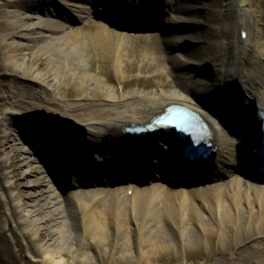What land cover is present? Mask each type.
Here are the masks:
<instances>
[{"label":"bare ground","instance_id":"bare-ground-1","mask_svg":"<svg viewBox=\"0 0 264 264\" xmlns=\"http://www.w3.org/2000/svg\"><path fill=\"white\" fill-rule=\"evenodd\" d=\"M56 1L0 0V121L14 119L50 147L51 165L45 162L51 173L46 175L50 209L37 217L38 226L29 211L22 218L33 238H38L35 230L41 227L49 240H36L38 250H28L30 257L44 264H163L165 255L174 257L179 252L187 264L194 250V254L203 251L208 264H264V175L249 160L246 145L243 161L251 175L233 170V176L217 181L214 177L215 182L205 185L191 182L200 164L182 178L186 166L171 148L175 166L166 162L172 158L169 152L167 160L159 161L168 171H181L179 181L157 172L154 179L146 177L145 166L155 172L159 163L154 151L161 154L167 143L179 148L169 133L154 135L139 149L125 147L130 162L129 156L113 149L103 157L102 149L93 146L102 135L119 138L121 127L130 122L145 124L168 105L179 104L195 108L209 121V139L216 150L212 169L236 165L237 145L252 139L250 134L259 138L253 122L257 125V112L264 111V0H220L206 7L204 38L189 30L194 26L191 9L196 0H159L167 26H162L168 52L164 79L156 88L128 92L122 85L134 69V59L128 57L133 49L127 46L126 36L138 35L135 21L129 28L95 16L90 26H74L58 7L56 13L45 10L47 5L54 8ZM60 1L73 8L78 5L76 0ZM117 3L122 22L128 23L131 17L124 2ZM82 5L90 12L86 3ZM146 14L158 17L151 11ZM169 26L175 32L170 36ZM185 41L190 46H183ZM147 52L152 53L148 46L139 55L142 60ZM93 59L110 63L116 83L91 70ZM170 72L178 83L168 91ZM62 81L78 93L75 98L58 93ZM229 84L233 87L226 95ZM71 122L79 135L55 128L72 126ZM23 146L28 149L26 143ZM110 162L109 169L117 175V167L125 162L130 182L123 184L121 178L100 184L96 174L104 175L103 168ZM139 169L142 178L136 180ZM217 253L221 257L213 260Z\"/></svg>","mask_w":264,"mask_h":264},{"label":"rangeland","instance_id":"rangeland-1","mask_svg":"<svg viewBox=\"0 0 264 264\" xmlns=\"http://www.w3.org/2000/svg\"><path fill=\"white\" fill-rule=\"evenodd\" d=\"M76 1L78 5L75 8L57 0L56 3H52L54 8L51 6L47 8V5L45 10L47 12L51 10L55 11V8L58 7L61 9L64 16H69L70 20L68 23H72L74 26L81 24L90 26V20L98 16L99 10L104 8L102 0ZM83 3L88 5L90 12L84 5L81 7ZM216 3H220V0H196L195 6L191 9L193 22L196 25L199 24L198 27L194 28L195 33L201 34L203 38L207 35V24L205 22L207 16L205 14L206 7H211ZM76 10L80 13H76ZM79 14L82 18L79 17ZM136 26L138 28L137 30L140 31V26L137 23ZM137 34L138 35L135 37L126 36L127 46L133 49V56L128 57L130 60L134 59V69L129 70L130 73H128L129 75L126 82L122 85V89L125 92L136 89L150 90L151 88H156L157 82L163 77L162 70H164L166 61L168 60L166 57L168 52H166L167 48L164 43L165 35L156 29V25L149 27L145 26V28L141 29ZM147 46L152 49V53L150 54V52H147L148 57H146V60H142V57L139 55L142 49ZM148 58L150 60L153 59L154 62H150ZM124 62H126V60H124ZM1 63L2 60L0 59V64ZM41 64L44 65V63L41 62H39L38 65ZM90 65L94 73L100 74L101 72L110 82L116 83L114 80V72H112L110 68V63L106 61L100 63V61L97 62L93 59ZM170 76H172V73ZM174 78L175 77L172 76L169 80L167 79L168 81L166 80L168 83L167 86H165L166 90L170 91L177 86L176 84L178 81H176V79L174 80ZM180 79V83H182L184 80H182V78ZM58 88V93L60 95H68L71 99H73V97L75 98V95L78 94L76 91H73L74 88L71 87V85L63 83V81ZM17 123L18 122H15L14 119H4L0 121V264H44L30 257L28 250L36 252V250H38L36 240L47 242V240H49L48 233L44 228L39 227L35 230L37 234L36 237L38 238H33L31 233L26 232V224L22 218L25 213L29 211L28 213L33 216L32 223L38 226L35 221L37 217H42V215L46 214V211L50 209L48 207L49 192H47L49 182L46 176L50 173V170L45 163L50 154L48 153L50 147L48 148L47 145L46 147L40 137L37 138L38 134L31 135V130L28 132L24 131ZM24 143L28 145V149L24 150ZM47 163L51 165L49 160ZM41 165L44 166L41 167ZM51 169H53V167H51ZM233 170L232 168H228L227 171L215 175V177H217L216 181L221 178L233 176ZM49 175L51 177V173ZM195 181L198 182V185H205L211 182L206 180L205 177L202 179H195ZM192 252L189 254L187 264H208L204 259L205 254H203V251L198 254H194V250ZM214 256L215 257L212 256L213 260L221 257L218 253ZM184 257V254H179V252L178 254L176 253L174 257H172L171 253H168V255L164 256L161 263L185 264Z\"/></svg>","mask_w":264,"mask_h":264},{"label":"water","instance_id":"water-1","mask_svg":"<svg viewBox=\"0 0 264 264\" xmlns=\"http://www.w3.org/2000/svg\"><path fill=\"white\" fill-rule=\"evenodd\" d=\"M150 2V1H152V0H146V2ZM154 1V3L157 5V3H158V1L159 0H153ZM136 3H137V1H135V0H132V3H128L127 4V6L128 7H131V8H133V7H135V9H137V6H136ZM145 3V2H144ZM144 3L142 4V7L144 8L146 5H144ZM160 3V2H159ZM158 3V4H159ZM167 3V2H166ZM168 4V3H167ZM154 6V5H153ZM142 7H141V9H142ZM153 9H159L158 8V5L156 6V7H154ZM136 11H138V10H136ZM159 21H160V23H162L163 22V18H162V15H160L159 16ZM231 85H229V87H230ZM226 89V88H225ZM69 124V123H68ZM71 124H72V122H71ZM149 124V123H148ZM67 127H65L64 125L63 126H60V125H57V126H55V128L56 129H59L60 131H62V132H69L72 136L73 135H78L77 134V131L75 130V127L73 126V124H72V126L69 124V126L68 125H66ZM233 128H234V126H232ZM231 127V128H232ZM161 130H162V132H161ZM161 130H159V128H153L152 126H151V124H150V126H146L145 127V129H142V128H140V129H133V128H122L121 127V129L119 130V131H121L120 132V135H124L125 136V138H126V140L128 139L129 140V143H133V144H135V143H137V141H140V139H138V137H141V138H143L144 136H145V134L146 133H151V132H159V134H165L166 135V133H169L170 135L171 134H173L174 133V130H172L171 128L170 129H168V128H161ZM36 131V130H35ZM131 131H133L135 134H131V135H129L128 133H130ZM139 131H143V132H141V134L139 133ZM142 133H145V134H142ZM147 134V135H148ZM135 135V136H134ZM151 135H149V136H147V137H150ZM44 143H46V141H43ZM49 145V144H48ZM93 146H95L94 148L95 149H102V150H100V152H102V154H104L105 152H104V142L103 141H100L99 142V144L98 145H93ZM171 148V149H170ZM169 149L170 150H175L174 148H175V146L173 145L172 147H170ZM170 150L168 151L170 154L172 153V155L174 154V152H170ZM172 150V151H173ZM125 155L126 156H129L128 157V159L129 158H131L130 157V155H128V154H126L125 153ZM162 161V160H161ZM163 162H164V160H163ZM166 165V164H165ZM170 165H172L171 163H170ZM174 166V165H173ZM164 167H166V166H164Z\"/></svg>","mask_w":264,"mask_h":264},{"label":"snow or ice","instance_id":"snow-or-ice-1","mask_svg":"<svg viewBox=\"0 0 264 264\" xmlns=\"http://www.w3.org/2000/svg\"><path fill=\"white\" fill-rule=\"evenodd\" d=\"M144 2H146V0H140V3L143 4ZM220 83L218 82L217 85H219Z\"/></svg>","mask_w":264,"mask_h":264}]
</instances>
